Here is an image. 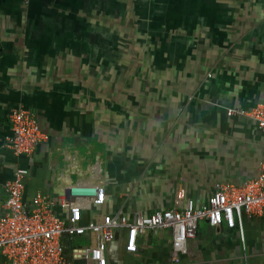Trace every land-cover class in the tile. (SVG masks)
I'll return each mask as SVG.
<instances>
[{
	"label": "crops",
	"instance_id": "obj_1",
	"mask_svg": "<svg viewBox=\"0 0 264 264\" xmlns=\"http://www.w3.org/2000/svg\"><path fill=\"white\" fill-rule=\"evenodd\" d=\"M146 4L0 0V205L17 169L29 172L27 199L103 186L97 218L172 208L180 188L202 205L217 182L259 175L264 134L226 110L264 99V0ZM16 107L48 136L30 159L7 145ZM125 235L108 243L107 264L169 263L170 230L139 235L134 253ZM95 243L62 239L70 264H93L78 252ZM181 264H264V220L245 219L243 241L200 221Z\"/></svg>",
	"mask_w": 264,
	"mask_h": 264
},
{
	"label": "built area",
	"instance_id": "obj_2",
	"mask_svg": "<svg viewBox=\"0 0 264 264\" xmlns=\"http://www.w3.org/2000/svg\"><path fill=\"white\" fill-rule=\"evenodd\" d=\"M226 113L229 117L251 119L264 134V99L250 108H228ZM9 123L11 135L7 145L19 157L30 159L48 140L36 117L22 107L11 111ZM28 174V170L17 169L4 185L0 254L6 264H70L62 239L83 236L95 238L96 243L80 250L78 255L93 264H107V245L120 229L126 232L125 250L130 253L137 251L139 235L170 230L168 264H181L187 242L195 238L200 221L214 228L222 225L237 228L243 241L245 219L264 220V162L259 175L253 179L241 183L217 182L202 205L196 204L180 188L172 208L149 214L139 212L133 217L122 211L98 218L89 216V212L106 202L103 186L72 184L62 195L52 197L38 191L27 199L25 178Z\"/></svg>",
	"mask_w": 264,
	"mask_h": 264
},
{
	"label": "rangeland",
	"instance_id": "obj_3",
	"mask_svg": "<svg viewBox=\"0 0 264 264\" xmlns=\"http://www.w3.org/2000/svg\"><path fill=\"white\" fill-rule=\"evenodd\" d=\"M129 1H135V0H129ZM150 0H141V3H142V7H143V9L144 10H146V8H148L149 7V5H147L146 4V2H149ZM64 193V190L62 189V190H57L56 191V194L57 195H62ZM75 246L77 247V249L78 248H82V247H85V245H84V242L83 241H78V240H75Z\"/></svg>",
	"mask_w": 264,
	"mask_h": 264
}]
</instances>
